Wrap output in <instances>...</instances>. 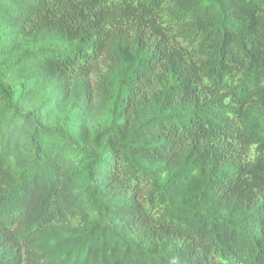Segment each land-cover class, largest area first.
I'll return each instance as SVG.
<instances>
[{"label": "trees", "instance_id": "1", "mask_svg": "<svg viewBox=\"0 0 264 264\" xmlns=\"http://www.w3.org/2000/svg\"><path fill=\"white\" fill-rule=\"evenodd\" d=\"M0 264H264V0H0Z\"/></svg>", "mask_w": 264, "mask_h": 264}]
</instances>
